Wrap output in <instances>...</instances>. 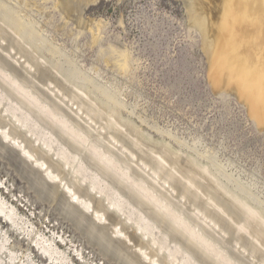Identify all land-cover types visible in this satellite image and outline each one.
<instances>
[{
    "label": "rangeland",
    "instance_id": "1",
    "mask_svg": "<svg viewBox=\"0 0 264 264\" xmlns=\"http://www.w3.org/2000/svg\"><path fill=\"white\" fill-rule=\"evenodd\" d=\"M87 3L86 0H0V102L3 103H0V114H5L4 117L0 115V121L4 123L11 120L2 125L11 132L19 130L16 132L17 136L22 135L18 140L23 146H27L26 149L31 145L39 153H44L41 154L47 157V164L53 166L52 169L58 174V178L51 180L47 177V181L52 185L62 181L61 189L64 183L74 186V190L85 194L106 215L96 220L91 213L87 214L90 217L89 221L84 219L87 225L84 220L79 222H84L80 225L71 218L68 219L53 201L45 200L38 193L28 179L11 165L4 150H0V197L16 207L22 228L17 234L11 233L8 246L17 253L16 263H27L28 253L35 257V261L44 262L40 256L42 251L33 242L39 235H44L55 240L59 249L56 257L60 260L64 258L63 262L66 264H121L112 254L106 253L92 235L90 239V229L98 222L97 226H101L100 228L103 225L110 227L103 226L107 231L110 229L108 232L114 239L125 243L129 254L137 256L140 252L135 249V245L141 242L146 244L148 255L155 257L160 263L219 264L218 254L226 261L229 259L231 264H264V81L261 80L263 76L259 77V82H254L248 79L250 74L244 78L239 76L241 74L236 68L233 70L236 53L234 31L239 22L236 13L232 14L231 1L93 0ZM191 4L196 6V12ZM197 12L210 21V36L212 41L215 40L212 43L213 55L207 52L205 46H208V42L205 43L203 32L193 19L198 15ZM221 30L224 33H218ZM232 78L235 81L231 82ZM244 81L248 86H244ZM241 84L247 87H243L245 91ZM252 84L258 91L251 89L254 87ZM46 85H49V89ZM260 85L262 87L258 88ZM242 90L247 97L243 94L241 96ZM254 90L258 92L257 95ZM26 91L31 98L26 97ZM257 96H260L259 99ZM248 97L256 100L250 101ZM29 99L35 100L29 104ZM86 101L87 105L84 104ZM53 102L58 104L55 106ZM16 113L20 119L16 117ZM61 119H65L72 132L64 133L58 127ZM35 131L39 134L34 133ZM73 131L80 133L79 136L85 137V140L80 144L76 142L78 137L74 136ZM34 135L37 138L42 136V139L39 138L37 142ZM70 136L76 137V140ZM0 139L2 143L7 141L1 133ZM44 140H49L52 148L46 146ZM130 143L133 145L130 146ZM3 144L6 149L18 154L22 161L26 159L36 173L44 175L33 159L27 160L19 145L7 142ZM94 149L98 151L95 152ZM102 153L114 163L113 171L106 168L103 160L97 158ZM65 155L71 157L68 159L69 165H64L63 158L67 160L68 157ZM59 178L64 180L60 181ZM93 179L96 180V188L89 181ZM169 182L173 184L172 187ZM98 187L101 189H97ZM141 188L147 190L149 195L152 194L151 200L156 201L144 199ZM251 209L252 217L249 212ZM172 214L178 217L179 222L193 228L194 233L197 229L196 235L208 241L212 251L216 249L218 252H206L196 241L188 239L176 226L178 224L172 222ZM3 216L0 212V228L7 231L12 226ZM114 220L121 222V231L118 232L115 228ZM245 222L247 226L244 225ZM239 224L244 227L237 229ZM146 227L147 232L143 229ZM87 231L89 234L86 235ZM119 233H123V237H117ZM0 255L5 258L8 254ZM142 263L150 264V261L144 259Z\"/></svg>",
    "mask_w": 264,
    "mask_h": 264
},
{
    "label": "bare ground",
    "instance_id": "2",
    "mask_svg": "<svg viewBox=\"0 0 264 264\" xmlns=\"http://www.w3.org/2000/svg\"><path fill=\"white\" fill-rule=\"evenodd\" d=\"M88 3L89 2H91V1H93V0H86ZM98 1V0H97ZM107 1V0H106ZM194 1V0H193ZM200 1V0H199ZM229 1H231V3H232V8H233V13L232 14H234V13H236V19H237V21L239 22L238 23V27H236L235 28V31H234V44H235V46H236V53H235V55H234V61H235V63L234 64H232V65H234L235 67L233 68V70L236 68V70H238L239 72H240V74L241 75H239V76H243L244 78L246 77V75L247 74H250L248 77V79H250V80H253L254 82L255 81H257V82H259V77L261 78V76H263V79H261V80H263L264 81V0H229ZM75 2V1H74ZM87 3V4H88ZM86 4V5H87ZM94 4V3H93ZM195 4V3H194ZM228 4V3H227ZM70 5V4H69ZM72 5V4H71ZM70 5V6H71ZM75 5V4H74ZM194 8H193V10H195L196 9V4L195 5H193V4H191ZM76 6V5H75ZM86 7V6H85ZM88 7V6H87ZM76 9H77V7H76ZM77 11V10H76ZM227 11V10H226ZM79 12V11H78ZM194 12H196V10L194 11ZM193 12V13H194ZM205 12V11H204ZM203 12V13H204ZM198 13V12H197ZM193 15H196V13L195 14H193ZM225 16H226V14H225ZM194 21L199 25V27H200V29L202 30V32H203V35H204V38H205V43H207L208 42V46L206 45L205 47H206V50H207V52H210V53H212V55H213V52H212V46H213V42L215 41L214 39H213V41H212V38H211V36H210V34H211V32H209L210 30H211V28H210V26H209V22L207 21V19H206V17L204 16V15H202L201 13L199 14L198 13V15H196V16H194ZM229 19L231 20L232 18H230L229 17ZM222 20V19H221ZM229 20V21H230ZM193 21V22H194ZM223 21V20H222ZM236 21V20H235ZM237 21H236V23H237ZM231 22H232V20H231ZM218 23V22H217ZM225 23V22H224ZM212 25V24H211ZM222 25V24H221ZM232 25V24H231ZM214 26V25H213ZM218 26V25H217ZM233 26V25H232ZM227 27V26H226ZM225 27V28H226ZM219 28H221V27H219ZM1 29V28H0ZM224 29V28H223ZM200 30V31H201ZM214 30H216V29H214ZM226 31V30H225ZM221 33L222 34V32L224 33V31H218V33ZM7 33H5V35H6ZM215 34V33H214ZM232 36V35H231ZM1 38V37H0ZM225 39V38H224ZM231 39V40H232ZM231 40H230V42H231ZM15 43V42H14ZM213 43V44H212ZM8 44V43H7ZM227 44V43H226ZM2 46V45H1ZM4 46V45H3ZM215 46V45H214ZM12 47V46H11ZM216 47V46H215ZM233 47V46H232ZM228 48V47H227ZM12 49H13V47H12ZM213 49H214V47H213ZM230 50V49H229ZM232 50V49H231ZM5 52V51H4ZM230 52H232V51H230ZM7 53V52H6ZM223 54H225L224 52H223ZM212 55H211V58H212ZM22 56V55H21ZM32 56V55H31ZM222 56V55H221ZM224 56V55H223ZM231 56V55H230ZM221 58L222 57H220V60H221ZM11 59H12V57H11ZM219 59V58H218ZM227 59V58H226ZM228 59H229V57H228ZM14 60V59H13ZM219 60V61H220ZM222 60H223V58H222ZM9 61V60H8ZM37 61V60H36ZM218 60H217V62H219ZM233 61V62H234ZM42 62V61H41ZM222 62V61H221ZM2 63H3V61H2ZM30 63V62H29ZM38 63H40V62H38ZM225 63H227V62H225ZM228 63H229V61H228ZM231 63H232V61H231ZM230 63V64H231ZM13 64H15V63H13ZM12 64V65H13ZM43 64V63H42ZM221 64V63H220ZM220 64H218L219 65V67H220ZM223 64V63H222ZM221 64V65H222ZM4 65V64H3ZM6 65V64H5ZM9 65V64H8ZM7 65V66H8ZM33 65V64H32ZM44 65V64H43ZM42 65V66H43ZM42 66H40L41 68H42ZM226 66H228L227 64H226ZM231 66V65H230ZM30 67H31V65H30ZM39 67V68H40ZM222 67V66H221ZM220 67V69H223V68H221ZM16 68V67H15ZM44 68V67H43ZM225 68V67H224ZM45 69V68H44ZM217 69L219 70V68L217 67ZM3 70V69H2ZM40 70V69H39ZM36 71V70H35ZM49 71V70H48ZM225 71V70H224ZM237 71V72H238ZM38 72V71H37ZM41 72H42V69H41ZM46 72V71H45ZM44 72V73H45ZM234 72V71H233ZM239 72H238V74H239ZM35 73V72H34ZM39 73V72H38ZM223 72H221V74H222ZM6 74H7V72H6ZM9 74V73H8ZM36 74V73H35ZM229 74V73H228ZM5 75V74H4ZM34 75V74H33ZM232 75V74H231ZM1 76H2V74H1ZM20 76V75H19ZM29 76V75H28ZM30 76H32V75H30ZM36 76H38V75H36ZM223 76V75H222ZM236 76V75H235ZM9 77H11V76H9ZM17 77V76H16ZM21 77V76H20ZM25 77V76H24ZM224 77V76H223ZM22 78H23V76H22ZM21 78V79H22ZM26 78V77H25ZM42 78V77H41ZM234 78V77H233ZM231 79V82H232V80H234V79ZM236 78V77H235ZM240 78V77H239ZM43 79V78H42ZM50 79V78H49ZM48 79V80H49ZM247 79V78H246ZM245 79V80H246ZM4 80V79H3ZM7 80V79H6ZM15 80H17V79H15ZM24 80V79H23ZM32 80V79H31ZM47 80V81H48ZM226 80V79H225ZM5 81V80H4ZM11 81V80H10ZM18 81V80H17ZM46 81V80H45ZM44 81V82H45ZM224 81V80H223ZM227 81V80H226ZM226 81H224L225 83H226ZM235 81V80H234ZM233 81V82H234ZM238 81V80H237ZM247 81V80H246ZM252 81V82H253ZM14 82V81H13ZM50 82V81H49ZM48 82V83H49ZM58 82V81H57ZM230 82V81H229ZM241 83H242V81H240ZM245 82V81H244ZM244 82H243V84H244ZM248 82L249 83H251V81H249L248 80ZM256 82V83H257ZM2 83V82H1ZM4 83V82H3ZM8 83H9V81H8ZM19 83V82H18ZM31 83V82H30ZM39 83H41V82H39ZM47 83V84H48ZM51 83H53V82H51ZM228 83V82H227ZM236 83V82H235ZM234 83V84H235ZM238 84H239V82H237ZM246 83L247 82H245V84H244V86L246 85ZM38 84V83H37ZM231 84V83H230ZM233 84V85H234ZM11 85V84H10ZM13 85H14V83H13ZM16 85H18L17 83H16ZM43 85V84H42ZM249 85H251V84H249ZM253 85V84H252ZM254 85H255V83H254ZM253 85V86H254ZM256 85H259V84H256ZM264 85V84H263ZM1 86H5V85H3V84H1ZM20 86V85H19ZM47 86V85H46ZM49 86V85H48ZM48 86H47V88H48ZM240 86H242V88L244 87L242 84L240 85ZM246 86H248V85H246ZM11 87V86H10ZM16 86H14V88H15ZM33 87V86H32ZM40 87H42L41 85H40ZM57 87V86H56ZM66 87V86H65ZM250 87V86H249ZM261 88L262 87V85H260V86H258V88ZM18 87H16V89H17ZM39 88V87H38ZM45 88V87H44ZM43 88V89H44ZM241 88V89H242ZM245 89H247V87H244ZM243 88V89H244ZM255 88V90H257L256 89V87L254 86L253 88H251L252 90ZM264 88V87H263ZM262 88V89H263ZM23 89V88H22ZM29 89H30V87H29ZM34 89V88H33ZM37 89V88H36ZM49 89V88H48ZM233 89V88H232ZM245 89H244V91H245ZM251 89H250V91H251ZM19 91H20V89H18ZM18 90H17V93H18ZM61 90V89H60ZM237 90H239V88H237ZM254 90V91H255ZM24 91V90H23ZM29 91V90H28ZM36 91V90H35ZM45 91H46V89H45ZM44 91V92H45ZM243 90H242V93H241V96H243L244 94H243V92H244ZM258 91V90H257ZM263 91H264V89H263ZM34 92V91H33ZM253 92V91H252ZM260 92H262V91H260ZM20 93H22V92H20ZM24 93H25V91H24ZM46 93V92H45ZM61 93V92H60ZM239 93V92H238ZM245 93V92H244ZM251 93V92H250ZM255 93H256V95L258 94V92H256L255 91ZM29 94V93H28ZM73 94V93H72ZM243 94V95H242ZM1 95V94H0ZM11 95V94H10ZM22 95V94H21ZM30 95V94H29ZM29 95H27V91H26V97L27 98H31V95L29 96ZM255 95V96H256ZM264 95V94H263ZM14 96V95H13ZM23 97H25V95H22ZM22 96H21V98H22ZM36 97V95H33V97ZM47 96H49V95H47ZM247 97V94H245L244 95V97ZM253 96H254V94H253ZM252 96V97H253ZM34 97V98H35ZM251 97V96H250ZM250 97H248V99L250 100V101H252V99L253 98H251L250 99ZM258 98L257 99H259V97L260 96H257ZM264 97V96H263ZM11 98V97H10ZM9 98V99H10ZM38 98V97H37ZM50 98V97H49ZM70 98V97H69ZM80 98V97H79ZM255 98V97H254ZM17 99V98H16ZM47 99H48V97H47ZM52 99V98H51ZM244 99V98H243ZM261 99V98H260ZM26 100V99H25ZM35 100V99H34ZM33 99H29V104H30V102H31V104L33 103V101H34ZM38 100V99H37ZM50 100V99H49ZM56 100V99H55ZM254 101L256 100V99H253ZM21 101V100H20ZM24 101V100H23ZM51 101H54L53 99L51 100ZM70 101V100H69ZM81 101V100H80ZM84 101V100H83ZM56 102V101H55ZM77 102H79V101H77ZM0 103H2V102H0ZM15 103V102H14ZM36 103H37V101H36ZM51 103V102H50ZM54 103V102H53ZM74 103H76V102H74ZM83 103V102H82ZM3 104V103H2ZM2 104H1V106H2ZM39 104V103H38ZM55 104V103H54ZM57 104H58V102H57ZM57 104H55V106L57 105ZM79 104V103H78ZM77 104V105H78ZM85 105H87V101H86V103H84ZM15 105V104H14ZM40 105V104H39ZM38 105V106H39ZM7 106V105H6ZM29 106V105H28ZM44 106V105H43ZM89 106V105H88ZM8 107V106H7ZM41 107V106H40ZM58 107V106H57ZM2 108V107H1ZM29 108V107H28ZM32 107H30V109H31ZM41 108H44V107H41ZM49 108V107H48ZM5 109H7V108H5ZM9 109H11V107L9 108ZM45 109V108H44ZM1 110V109H0ZM51 110V109H50ZM56 110V109H55ZM81 110V109H80ZM44 111V110H43ZM53 111V110H52ZM51 111V112H52ZM62 111V110H61ZM85 111V110H84ZM263 111H264V108H263ZM262 111V112H263ZM2 111H0V113H1ZM6 112H7V110H6ZM13 112V111H12ZM20 112V111H19ZM45 112H46V109H45ZM49 112V111H48ZM87 112V111H86ZM99 112V111H98ZM97 112V113H98ZM261 112V111H260ZM14 113V112H13ZM21 113V112H20ZM47 113V112H46ZM96 113V112H95ZM101 113H102V111H101ZM101 113H99V114H101ZM2 114V113H1ZM0 114V115H1ZM3 114H4V112H3ZM6 114H8V113H6ZM17 114V113H16ZM43 114H45V113H43ZM49 114V113H48ZM67 114V113H66ZM261 114V113H260ZM5 115V114H4ZM4 115H1V116H3L4 117ZM54 115V114H53ZM70 115V114H69ZM89 115V114H88ZM18 116V114L16 115V117ZM26 116V115H25ZM30 116V115H29ZM62 116V115H61ZM14 117V116H13ZM15 117V118H16ZM22 117H23V115H22ZM52 117V116H51ZM54 117H55V115H54ZM257 117V116H256ZM0 118H2V117H0ZM18 118L20 119V116H18ZM24 118V117H23ZM22 118V119H23ZM31 118V117H30ZM262 118V117H261ZM22 119H21V121H22ZM25 119V118H24ZM53 119V118H52ZM66 119V118H65ZM65 119L64 120H60L59 121V123H60V126H58V127H61V129H63L64 130V133L66 132V133H68L69 134V132H72L71 130H70V128H69V126H67L66 125V123L67 122H65ZM98 119H100V118H98ZM97 119V120H98ZM258 119V118H257ZM4 121H5V119H3ZM9 120V119H8ZM16 120V119H15ZM18 120V119H17ZM26 120V119H25ZM49 120V119H48ZM56 120V119H55ZM55 120H53V121H55ZM106 120V119H105ZM11 121V120H10ZM9 121V122H10ZM58 121V120H57ZM84 121H86L85 119H84ZM3 122V121H2ZM5 122H7V121H5ZM5 122L4 123H1V121H0V133H1V135H2V137L3 138H5L7 141H5V142H7V143H13V145L14 144H16V145H19L21 148H22V151L24 152V154H25V157L27 158V160H30V161H32V159H33V161L35 162V164H37L40 168V170H41V172L43 171L44 172V175L43 174H41V173H36V171H34L33 169L34 168H32V167H30V166H32V165H29V162L27 163L25 160L24 161H22L21 159H20V157L18 156V154H16L14 151H12V150H10V149H6V147H5V145L3 144V143H5V142H3L2 143V140L0 139V150H4V152L7 154V158L10 160V162L12 163L11 165H14L15 167L14 168H16L19 172H21V174L25 177V178H27L28 179V181H29V183H31V185L33 186V187H35L36 188V190L38 191V193H40L41 194V196H43L44 198H45V200L47 199L48 201H53L52 203H55L56 204V206L57 207H59L63 212H64V214H65V216L66 217H68V219L69 218H71L72 220H74V221H76V222H81L82 220H86L87 219V221H89V216H87V214H89V213H91L92 214V216H93V219H96V220H98V219H101V218H103V216L105 215V213L102 211V209H99V208H96V206L94 205V203L91 201V199H89V198H87V197H85L86 195L84 194H80L79 192H78V190L76 191V190H74L73 188H75L74 186L73 187H71V186H68L66 183H64L63 185H62V189H61V180L63 179V178H65V177H63L62 179H60V184L59 183H56V185L54 184V185H52L51 184V182H49V181H47V177H49L51 180L52 179H56V178H58V174L57 173H55V170H53L52 169V167H50V165H48L47 164V160H45V158H47V157H44L41 153H43L42 151H41V153H39V151H37V150H35V147H33V146H29L28 147V149H26L27 148V146H23L22 145V143L21 142H19L20 140H18V139H20V138H18V137H20L19 136V134H18V136H17V131H19V130H17V131H14L15 132V134H14V132H11V131H9L8 129H7V127H5L4 125H5ZM9 122H7V123H9ZM19 122V121H18ZM25 122V121H24ZM69 122V121H68ZM6 123V124H7ZM12 123V122H11ZM55 123H57V122H55ZM2 124H4V125H2ZM21 124H22V122H21ZM27 124V123H26ZM25 124V126H27ZM32 124H34V123H32ZM69 124V123H68ZM89 124V123H88ZM8 125V124H7ZM13 125V124H12ZM49 125V124H48ZM106 125V124H105ZM112 125V124H111ZM11 126V125H10ZM15 125H13V127H14ZM19 126H20V124H19ZM30 126V125H29ZM71 126V125H70ZM83 126H86V125H83ZM88 126V125H87ZM86 126V127H87ZM90 126V125H89ZM88 126V127H89ZM42 127V126H41ZM49 127H50V125H49ZM73 127V126H72ZM91 127H92V125H91ZM90 127V128H91ZM120 127V126H119ZM28 128V127H27ZM74 128V127H73ZM72 128V129H73ZM13 129V128H12ZM28 129H30V128H28ZM85 129V128H84ZM14 130V129H13ZM12 130V131H13ZM16 130V129H15ZM31 130V129H30ZM45 130V129H44ZM43 130V131H44ZM105 130V129H104ZM34 131V130H33ZM78 131H79V129H78ZM11 132V133H10ZM29 132V131H28ZM31 132H32V130H31ZM74 133H75V135L74 136H76V137H78V138H76V139H78V141H76V142H78L79 144L82 142V140H85L83 137L81 138L79 135H80V133L78 134V132H76V131H73ZM80 132V131H79ZM85 132H86V130H85ZM102 132V131H101ZM108 132V131H107ZM13 133V134H12ZM19 133V132H18ZM34 133H37V131H35ZM97 133V132H96ZM128 133V132H127ZM24 134V133H23ZM30 134H32V133H30ZM37 134H39V133H37ZM44 134H45V131H44ZM67 134V135H68ZM72 134V133H71ZM81 134H83V132H81ZM108 134V133H107ZM36 135V134H35ZM34 135V136H35ZM51 135H53V134H51ZM84 135V134H83ZM102 135V134H101ZM100 135V136H101ZM113 135V134H112ZM26 136V135H25ZM29 136V135H28ZM33 136V137H34ZM82 136V135H81ZM135 136V135H134ZM36 137V136H35ZM40 137H42V136H40ZM39 137V138H40ZM47 137V136H46ZM62 137V136H61ZM71 137V136H70ZM113 137H115V136H113ZM112 137V138H113ZM124 137H126V136H124ZM37 138V137H36ZM37 138V142L40 140V139H42V138ZM71 138H73V137H71ZM75 138H73L74 139V141L76 140ZM88 139H89V137H87ZM86 138V139H87ZM105 138V137H104ZM103 138V139H104ZM110 138V137H109ZM116 138V137H115ZM114 138V139H115ZM127 138V137H126ZM130 138V137H129ZM135 138H137V137H135ZM26 139V138H25ZM43 139H44V136H43ZM46 139V138H45ZM57 139H59V138H57ZM65 139V138H64ZM108 139V138H107ZM121 139V138H120ZM4 140V139H3ZM28 140V139H27ZM123 140V139H122ZM137 140H139V139H137ZM136 140V141H137ZM9 141V142H8ZM126 141H129L128 139H126ZM131 141V140H130ZM24 142V141H23ZM69 142V141H68ZM111 142V141H110ZM119 142V141H118ZM133 142V141H132ZM135 142V141H134ZM141 142V141H140ZM25 143H26V141H25ZM36 143V142H35ZM35 143H31V144H35ZM40 143H42V142H40ZM43 143H45L46 144V146H51L52 145V143L51 142H49V140H44L43 141ZM87 143V142H86ZM85 143V144H86ZM108 143H109V141H108ZM69 144V143H68ZM131 144V143H130ZM36 145V144H35ZM34 145V146H35ZM88 145H91V144H88ZM133 145V143L130 145V146H132ZM135 145V144H134ZM7 147H8V145H6ZM18 146V147H19ZM37 146V145H36ZM81 146V145H80ZM93 146V145H92ZM95 146V145H94ZM139 146V145H138ZM141 146V145H140ZM13 147V146H12ZM16 147V146H15ZM45 147V146H44ZM137 147V146H136ZM145 147V146H144ZM17 148V147H16ZM51 148H52V146H51ZM50 148V149H51ZM88 148V147H87ZM94 148V147H93ZM131 148V147H130ZM36 149H37V147H36ZM40 149V148H39ZM55 149V148H54ZM65 149V148H64ZM63 149V150H64ZM69 149V148H68ZM90 149V148H89ZM98 149V148H97ZM96 149V150H97ZM101 149V148H100ZM104 149V148H103ZM132 149H133V147H132ZM136 149V148H135ZM141 149H143L142 147H141ZM41 150V149H40ZM57 150H58V148H57ZM62 150V151H63ZM92 150V149H91ZM95 150V149H94ZM95 150V152H97ZM35 151H37L36 153H35ZM54 151V150H53ZM52 151V152H53ZM93 151V150H92ZM137 151V150H136ZM135 151V152H136ZM165 151V150H164ZM4 152H3V154H4ZM48 152H50V151H48ZM59 152V151H58ZM91 152V151H90ZM89 152V153H90ZM100 152V151H99ZM106 152V151H105ZM110 152V151H109ZM162 152V151H161ZM39 153V154H38ZM57 153V152H56ZM70 153H71V151H70ZM103 153H104V150H103ZM99 154L98 155V157L97 158H100L101 160H103L104 162V164H106L107 165V167L106 168H111L112 169V171L114 170V163H112L111 161H110V159L109 158H107L106 156H105V154ZM144 153V152H143ZM44 154V153H43ZM58 154V153H57ZM66 154V153H65ZM68 154V153H67ZM76 154V153H75ZM98 154V153H97ZM108 154V153H107ZM131 154V153H130ZM135 154V153H134ZM138 154V153H137ZM140 154V153H139ZM171 154V153H170ZM61 155V154H60ZM69 155V154H68ZM67 155V156H68ZM110 155V154H109ZM148 155V154H147ZM151 155V154H150ZM155 155V154H154ZM46 156H47V154H46ZM56 156V155H55ZM58 156V155H57ZM64 156V155H63ZM66 155H65V157H67ZM133 156V155H132ZM158 156V155H157ZM115 157V156H114ZM147 157V156H146ZM160 157V156H159ZM173 157H174V155H173ZM6 158V159H7ZM44 158V159H43ZM49 158V157H48ZM53 158V157H52ZM69 158H71L70 156H68L67 157V160H66V158H63V160L65 159V161H64V165L65 164H68V159ZM112 158V157H111ZM175 158V157H174ZM178 158V157H177ZM56 159V158H55ZM62 159V158H61ZM155 159H156V157H155ZM170 159V158H169ZM179 159H181V157L179 158ZM53 160H54V158H53ZM52 160V161H53ZM118 160V159H117ZM124 160H126V159H124ZM141 160V159H140ZM127 161V160H126ZM153 161V160H152ZM160 161H162L161 159H160ZM9 162V161H8ZM10 162H9V164H10ZM187 162V161H186ZM50 163V162H49ZM54 163V162H53ZM70 163V162H69ZM143 163H145V162H143ZM158 163V162H157ZM159 163H161V162H159ZM158 163V164H159ZM162 163H163V161H162ZM86 164V163H85ZM96 164V163H95ZM185 164V163H184ZM191 164V163H190ZM34 165V164H33ZM69 165V164H68ZM116 165V164H115ZM167 165V164H166ZM55 166V165H54ZM57 166V165H56ZM86 166V165H85ZM96 166V165H95ZM156 166V165H155ZM160 166H161V164H160ZM173 166V165H172ZM34 167V166H33ZM100 167V166H99ZM158 167V166H157ZM161 167H163V166H161ZM197 167V166H196ZM195 167V168H196ZM59 168V167H58ZM66 168V167H65ZM117 168V167H116ZM132 168V167H131ZM167 168V167H166ZM169 168V167H168ZM194 168V167H193ZM119 169V168H118ZM118 169H116L117 171H118ZM57 170V169H56ZM62 170V169H61ZM64 171H66L65 169H63ZM106 170V169H105ZM116 170L114 171V173H116ZM159 170V169H158ZM178 170V169H177ZM144 171V170H143ZM168 171V170H167ZM170 171V170H169ZM58 172V171H57ZM119 172V171H118ZM126 172V171H125ZM131 172H134V171H131ZM136 172V171H135ZM182 172V171H181ZM68 173V172H67ZM77 173V172H76ZM88 173V172H87ZM113 173V174H114ZM124 173V172H123ZM177 173V172H176ZM200 173V172H199ZM130 174V173H129ZM137 174V173H136ZM156 174V173H155ZM183 174V173H182ZM195 174V173H194ZM61 175V174H60ZM66 175V174H65ZM98 175V174H97ZM107 175H109V174H107ZM120 175H121V172H120ZM162 175V174H161ZM204 175V174H203ZM101 176V175H100ZM122 177H124V175H121ZM125 176H126V174H125ZM138 176V175H137ZM174 176V175H173ZM61 177V176H60ZM84 177V176H83ZM122 177L120 178V179H122ZM128 177V176H127ZM166 177V176H165ZM164 177V178H165ZM181 177V176H180ZM185 177V176H184ZM190 177V176H189ZM205 177V176H204ZM87 178V177H86ZM94 178V177H93ZM100 178V177H99ZM134 178V177H133ZM188 178V177H187ZM66 179V178H65ZM69 179V178H68ZM127 179V178H126ZM129 179H132V178H129ZM137 179V178H136ZM203 179V178H202ZM49 180V179H48ZM58 180V179H57ZM64 180V179H63ZM86 180V179H85ZM124 180H125V177H124ZM177 180V179H176ZM189 180V179H188ZM194 180V179H193ZM211 180V179H210ZM27 181V182H28ZM74 181V180H73ZM78 181V180H77ZM90 181V183L92 184V186H93V188H96V185H97V183H95V181H94V179H93V181H91V180H89ZM115 181V180H114ZM129 181V180H128ZM133 181V180H132ZM175 181V180H174ZM178 181V180H177ZM183 181V180H182ZM56 182V181H55ZM54 182V183H55ZM57 182H59V181H57ZM65 182H66V180H65ZM70 182V181H69ZM69 182H68V184H69ZM79 182V181H78ZM176 182V181H175ZM199 182H201V183H203V181H199ZM50 183V184H49ZM77 183V182H76ZM83 183V182H82ZM88 183V182H87ZM116 183V182H115ZM167 183V182H166ZM170 183V182H169ZM195 183V182H194ZM98 184H99V182H98ZM130 184V183H129ZM131 184H132V182H131ZM135 184V183H134ZM136 184H137V182H136ZM178 184V183H177ZM183 184L185 185V182H183ZM189 184V183H188ZM70 185V184H69ZM139 185V184H138ZM143 185V184H142ZM169 185H171V183L169 184ZM179 185V184H178ZM178 185H177V187H178ZM31 186V187H32ZM79 186H81V185H79ZM107 186V185H106ZM137 186V185H136ZM173 186V184L171 185V187ZM190 186V185H189ZM77 187V186H76ZM122 187V186H121ZM191 187V186H190ZM193 187V186H192ZM215 187V186H214ZM218 187V186H217ZM92 188V187H91ZM100 187H98L97 189H99ZM107 188V187H106ZM137 188V187H136ZM143 188V187H142ZM140 189V191H141V195H143L144 196V199H146L147 198V200L149 201H156V199L155 200H151V196L150 195H152V194H148L147 193V190H143V189ZM206 188V187H205ZM101 189V188H100ZM174 189H176V188H174ZM183 189V188H182ZM187 189V188H186ZM185 189V190H186ZM192 189V188H191ZM201 189V188H200ZM96 189H94V191H95ZM115 190V189H114ZM217 189L215 188V191H216ZM220 190H222V189H220ZM88 191V190H87ZM100 191V190H99ZM102 191V190H101ZM132 191V190H131ZM184 191V190H183ZM189 191H190V189H189ZM189 191H188V193H189ZM204 191V190H203ZM223 191V190H222ZM90 192V191H89ZM96 192V191H95ZM103 192V191H102ZM114 192V191H113ZM139 192V191H138ZM192 192V191H191ZM197 192V191H196ZM201 192V191H200ZM214 192V191H213ZM85 193V192H84ZM87 193V192H86ZM104 193H105V191H104ZM117 193H119L118 191H117ZM116 193V194H117ZM207 193V192H206ZM211 193V192H210ZM221 193V192H220ZM90 194V193H89ZM131 194V193H130ZM133 194V193H132ZM190 194V193H189ZM195 194V193H194ZM200 194V193H199ZM38 195V194H37ZM112 195V194H111ZM193 195V194H192ZM208 195V194H207ZM216 196L218 195V194H215ZM39 196V195H38ZM91 196V195H90ZM101 196V195H100ZM110 196V195H109ZM180 196V195H179ZM191 196V195H190ZM200 196H202V195H200ZM69 197V198H68ZM112 197V196H111ZM135 197V196H134ZM134 197H133V199H134ZM153 197H154V195H153ZM152 197V198H153ZM181 197V196H180ZM195 197H197L196 195H195ZM207 197V196H206ZM220 196L218 195V198H219ZM159 198V197H158ZM194 198V197H193ZM198 198V197H197ZM212 198V197H211ZM43 199V198H42ZM94 199H95V197H94ZM112 199V198H111ZM135 199H137V198H135ZM189 199V198H188ZM202 199V198H201ZM200 199V200H201ZM207 199V198H206ZM213 199V198H212ZM96 200V199H95ZM101 200V199H100ZM126 200V199H125ZM211 200V199H210ZM218 200V199H217ZM228 200V199H227ZM98 201V200H97ZM127 201V200H126ZM140 201H141V199H140ZM147 201V202H148ZM192 201V200H191ZM129 202V201H128ZM136 202H137V200H136ZM142 202H143V199H142ZM145 202V201H144ZM208 202V201H207ZM221 202V201H220ZM225 202V201H224ZM227 202V201H226ZM231 202V201H230ZM103 203H104V201H103ZM113 203V202H112ZM111 203V204H112ZM116 203V202H115ZM115 203H113V204H115ZM151 203V202H150ZM192 203V202H191ZM197 203V202H196ZM202 203V202H201ZM234 203V202H233ZM236 203V202H235ZM112 204V205H113ZM118 204V203H117ZM116 204V205H117ZM140 204V203H139ZM153 204H155V203H153ZM190 204V203H189ZM212 204V203H211ZM232 204V203H231ZM239 204V203H238ZM244 204V203H243ZM243 204H239V205H243ZM53 205V204H52ZM141 205V204H140ZM145 205H147V204H145ZM156 205H159V203H157ZM161 205V204H160ZM208 205V204H207ZM217 205H219V204H217ZM78 206V207H77ZM128 206V205H127ZM193 206V205H192ZM191 206V207H192ZM222 206V205H221ZM234 206H235V204H234ZM110 207H112V206H110ZM142 208H143V206H141ZM148 207V206H147ZM146 207V208H147ZM166 207V206H165ZM195 207H197V206H195ZM219 207V206H218ZM226 207V206H225ZM216 208V207H215ZM220 208V207H219ZM235 208V207H234ZM233 208V209H234ZM239 208H240V206H239ZM248 208V207H247ZM124 209V208H123ZM123 209H121V211L123 210ZM145 209V208H144ZM165 209V208H164ZM168 209V208H167ZM192 209V208H191ZM190 209V210H191ZM197 209V208H196ZM207 208H205V210H206ZM237 209H238V207H237ZM246 209V208H245ZM154 209H152V211H153ZM156 210V209H155ZM174 210V209H173ZM216 210V209H215ZM228 210V209H227ZM240 210V209H239ZM244 210V209H243ZM247 210V209H246ZM252 210V209H251ZM164 211V210H163ZM199 211V210H198ZM209 211V210H208ZM218 211V210H217ZM231 211V210H230ZM248 211V210H247ZM246 211V212H247ZM0 212H1V215L3 216H5V218L7 219V223L8 224H10V226H12L11 228H9L7 231H4L3 230V228H0V233L2 234V236L0 237V253H4V254H8L5 258L3 257V255H0V264H17L16 262H17V260H18V257H17V253L16 252H14L12 249H9V242H10V238H11V233H18L19 231H20V229H22V228H20V222L18 221V213H17V209H16V207L15 206H13L12 204H10L9 202H7L6 200H4L2 197H0ZM62 212V213H63ZM140 212H142V211H140ZM155 212V211H154ZM173 212V211H172ZM171 212V213H172ZM200 212H201V210H200ZM229 212V211H228ZM250 212V215L252 214V212H253V210L252 211H249ZM256 212V211H255ZM124 213V212H123ZM131 213H132V211H131ZM139 213V212H138ZM164 213H166V215H167V213L168 212H166V210H165V212ZM171 213H170V215H171ZM178 213V212H177ZM240 213H241V211H240ZM64 214H62V215H64ZM154 214V213H153ZM200 214V213H199ZM203 214V213H202ZM205 214H206V211H205ZM209 214V213H208ZM215 214H216V211H215ZM222 214V213H221ZM254 214H256V213H254ZM129 215H131V214H129ZM140 215H142V214H140ZM145 215V214H144ZM155 215H156V213H155ZM169 215V214H168ZM213 215V214H212ZM220 215V214H219ZM232 215V214H231ZM246 215H249L248 213H246ZM260 215V214H259ZM3 216V217H4ZM91 216V215H90ZM94 216H95V218H94ZM138 216V215H137ZM153 216V215H152ZM151 216V217H152ZM179 216V215H178ZM197 216H198V214H197ZM203 216V215H202ZM240 216V215H239ZM244 216V215H243ZM253 215H251V217H252ZM65 217V218H66ZM89 217V218H88ZM105 217H106V215H105ZM104 217V218H105ZM127 217V216H126ZM130 217V216H129ZM132 217V216H131ZM171 217V219H172V222L173 223H175V224H178V225H176L179 229H181V231H183V233H185L186 234V236H187V238L188 239H190V240H194V241H196L198 244H200V246H201V248H203L205 251L207 250V251H209V253L210 252H213L214 250H215V254H216V249H214L213 251H212V247H210V244L208 243V241H206V240H204V239H202V238H200V236H198V235H196V230H195V233H194V231H193V228L191 229V228H188V226H185L184 224H186V223H184V221H183V223L184 224H182L181 222H179L178 220H177V216H174L173 214H172V216H170ZM209 217H211V216H209ZM208 217V218H209ZM248 217V216H247ZM254 217H255V215H254ZM113 218V217H112ZM118 218V217H117ZM128 218V217H127ZM136 218V217H135ZM121 219V218H120ZM157 219V218H156ZM160 219H163V218H160ZM180 219V218H179ZM194 219V218H193ZM229 219V218H228ZM245 219H246V217H245ZM253 219V218H252ZM257 219V218H256ZM84 220V221H85ZM102 220H105V219H102ZM106 220H107V218H106ZM124 220V219H123ZM132 220V219H131ZM136 220V219H135ZM147 220V219H146ZM196 220V219H195ZM241 220V219H240ZM134 221V220H133ZM140 221V220H139ZM160 221V220H159ZM236 221V220H235ZM249 221V220H248ZM252 221V220H251ZM256 221V220H255ZM259 221H261V218H260V220ZM68 222V221H67ZM86 222V221H85ZM101 222V221H100ZM103 222H105V221H103ZM114 222H115V228H117L118 229V232L119 231H121V229H119V223H121V222H119L118 220L117 221H115L114 220ZM125 222V221H124ZM132 222V221H131ZM136 222V221H135ZM164 222H166L165 220H164ZM206 222V221H205ZM244 221L242 220V222L241 223H243ZM250 222V221H249ZM71 223H72V221H71ZM78 223H76L77 225H78ZM82 223H84V222H82ZM82 223H79L80 225H82ZM93 223H94V221H93ZM128 223V222H127ZM216 223V222H215ZM220 223V222H219ZM226 223V222H225ZM261 223H263V222H261ZM97 225H98V222L96 223ZM125 224V223H124ZM135 224V223H134ZM189 224V223H188ZM207 224V223H206ZM250 224V223H249ZM79 225V226H80ZM85 225H87V222H86V224ZM97 225H93V227H92V229H90V231H92L91 233L92 234H90V236L92 235L93 236V238H94V240H95V242L97 241L98 243H100L101 245H102V247H103V249L106 251V253L108 252V253H110V254H112V256L114 257V259H116V260H118V261H120L121 262V264L123 263V264H144V263H142L143 261H144V259L145 260H149L150 261V264H164V262L163 263H160L159 261H158V259H156L155 257L154 258H151L149 255H148V253H147V251H148V249L145 247V245H143L141 242H139V244H134L135 245V249H137L140 253V256H138L137 254V256H135L134 254H129L128 253V251H127V248H126V245H125V243H123V242H120V241H117L116 239H114L110 234H109V232L108 231H110V229L107 231L106 230V228H108V227H106L105 225H103L104 227H106V228H103V226H102V228H100L101 226V223L99 224V226L100 227H98ZM138 225H140V223L138 224ZM168 225H169V223H168ZM201 225H203V224H201ZM227 225V224H226ZM244 225H246L247 226V224H246V222H245V224ZM262 225V224H261ZM264 225V224H263ZM262 225V226H263ZM0 226H1V224H0ZM111 226V225H110ZM141 226V225H140ZM149 226H150V224H149ZM235 226H237V225H235ZM243 225H238V227H237V229H241V228H243L242 227ZM81 227V226H80ZM84 227H86V226H84ZM113 227V226H112ZM142 227V226H141ZM141 227H138L139 229H141ZM145 227V226H144ZM169 227H170V225H169ZM168 227V228H169ZM190 227V226H189ZM206 227V226H205ZM264 227V226H263ZM110 228V227H109ZM121 228V227H120ZM171 228V227H170ZM117 229H116V231H117ZM145 231L147 230V227L146 228H143ZM143 229H142V231H143ZM173 229V228H172ZM176 229V228H175ZM223 229V228H222ZM230 229H232V228H230ZM255 229V228H254ZM158 230V229H157ZM178 230V229H177ZM228 230V229H227ZM131 231V230H130ZM135 231V230H134ZM151 231V230H150ZM179 231V230H178ZM225 231V230H224ZM242 231H243V229H242ZM247 231H248V229H247ZM85 232V231H84ZM88 233H85L86 235L87 234H89V231H87ZM144 232V231H143ZM147 232V231H146ZM175 232L177 233V231L175 230ZM226 232V231H225ZM238 233H239V231H237ZM244 232V231H243ZM246 232V231H245ZM79 233V232H78ZM121 233V232H120ZM119 233V235L117 236V237H119L120 235H121V237H123L122 236V234L124 233H122V234H120ZM173 233V232H172ZM180 233V232H179ZM182 233V234H183ZM199 233V232H198ZM209 233V232H208ZM227 233V232H226ZM249 234V233H248ZM85 235V236H86ZM137 235V234H136ZM149 235V234H148ZM151 235V234H150ZM163 235V234H162ZM171 235V234H170ZM176 235V234H175ZM178 235H180V234H178ZM257 235V234H256ZM89 236V235H88ZM92 236L90 237V239L92 238ZM152 236V235H151ZM164 236V235H163ZM182 236V235H181ZM247 236V235H246ZM250 236V235H249ZM248 236V237H249ZM261 236V235H260ZM116 237V238H117ZM154 237V236H153ZM152 237V238H153ZM180 237V236H179ZM183 237V236H182ZM236 237V236H235ZM239 237V236H238ZM256 237V236H255ZM164 238V237H163ZM176 238V237H175ZM237 238V237H236ZM247 238V237H246ZM245 238V239H246ZM257 238V237H256ZM260 238V237H259ZM83 239H85V238H83ZM87 239H89V237H87ZM127 239V238H126ZM174 239V238H173ZM184 239V238H183ZM182 239V240H183ZM227 239V238H226ZM156 240V239H155ZM161 240V239H160ZM167 240V239H166ZM189 240V241H190ZM236 240V239H235ZM237 240H239V239H237ZM124 241V240H123ZM157 241V240H156ZM168 241V240H167ZM185 241V240H184ZM187 241V240H186ZM230 241V240H229ZM234 241V240H233ZM232 241V242H233ZM254 241V240H253ZM260 241V240H259ZM34 242V244L36 245V247H37V249H39L40 251H42V253L43 254H40V256H41V258L42 259H44L45 261L44 262H37V261H35L34 260V256L31 254V253H28V255H27V263H23V264H66L65 262H63V260H64V258L62 259V260H60V259H58L57 257H56V255L59 253V249H58V247H57V245H56V243H55V240L54 239H50V238H47V237H45L44 235H39L38 236V238L35 240V241H33ZM94 242V241H93ZM144 242V241H143ZM164 242V241H163ZM180 242V241H179ZM232 242H231V244H232ZM256 242V241H255ZM254 242V243H255ZM130 243H131V241H130ZM133 243V242H132ZM187 243H189V242H187ZM226 243H227V241H226ZM234 243V242H233ZM253 243V242H252ZM93 244V243H92ZM160 244V243H159ZM175 244V243H174ZM183 244V243H182ZM192 244H193V242H192ZM214 244V243H213ZM236 244H238V243H236ZM255 244H257V243H255ZM128 245V244H127ZM176 245V244H175ZM188 245H191L190 243L188 244ZM187 245V246H188ZM240 245H241V243H240ZM250 245V244H249ZM259 245H260V242H259ZM179 246V245H178ZM195 246V245H194ZM229 246V245H228ZM230 246H232V245H230ZM251 246V245H250ZM101 247V248H102ZM180 247V246H179ZM178 247V248H179ZM247 247V246H246ZM261 247V246H260ZM175 248V247H174ZM194 248V247H193ZM231 248V247H230ZM242 248V247H241ZM245 248V247H244ZM255 248V247H254ZM168 249H169V247H168ZM243 249V248H242ZM260 249V248H259ZM103 250V251H104ZM174 250V249H173ZM172 250V251H173ZM182 250V249H181ZM191 250V249H190ZM220 250V249H219ZM166 251H167V249H166ZM192 251V250H191ZM206 251V252H207ZM222 251V250H221ZM137 252V251H136ZM151 252H152V250H151ZM186 252V251H185ZM192 252H194V251H192ZM218 252V251H217ZM232 252V251H231ZM250 252V251H249ZM252 252V251H251ZM101 253H103V252H101ZM184 253V252H183ZM196 253V252H195ZM247 253V252H246ZM197 254V253H196ZM214 254V253H213ZM132 255H134V256H132ZM157 255V254H156ZM172 255H174V254H171V256ZM189 255V254H188ZM195 255V254H194ZM224 255V254H223ZM248 255V254H247ZM251 255V254H250ZM109 256V255H108ZM152 256V255H151ZM160 256H162V255H160ZM196 256V255H195ZM199 256V255H198ZM217 257H219V259L218 260H220V262L222 263V264H231V263H229L228 262V260L226 261L225 259H223V256L221 257V256H219L218 254L216 255ZM253 256V255H252ZM258 256V255H257ZM106 257V256H105ZM141 257H143V259L141 258ZM199 257H201V256H199ZM237 257V256H236ZM242 257V256H241ZM251 257V256H250ZM104 258V257H103ZM162 258V257H161ZM198 258V257H197ZM227 258V257H226ZM230 258V257H229ZM239 258V257H238ZM242 258H244V257H242ZM141 259L143 260V261H141ZM172 259H173V257H172ZM205 259V258H204ZM164 260H166V259H164ZM168 260H169V258H168ZM175 260V259H174ZM178 260V259H177ZM206 260H207V258H206ZM246 260H248L247 258H246ZM103 261H105V260H103ZM167 261V260H166ZM165 261V262H166ZM171 261V260H170ZM208 261V260H207ZM206 261V262H207ZM230 261V260H229ZM250 261V260H249ZM252 261V260H251ZM119 262V263H120ZM168 262V261H167ZM174 262V261H173ZM219 262V261H218ZM234 262V261H233ZM245 263H246V261H244ZM258 262V261H257ZM264 262V261H263ZM176 263V262H175ZM183 263H184V261H183ZM221 263H219V264H221ZM250 263V262H249ZM252 263V262H251ZM250 263V264H251ZM149 264V263H148ZM172 264V263H171ZM182 264V263H181ZM186 264V263H185ZM208 264H209V262H208ZM235 264V263H234ZM253 264V263H252ZM260 264V263H259Z\"/></svg>",
    "mask_w": 264,
    "mask_h": 264
}]
</instances>
